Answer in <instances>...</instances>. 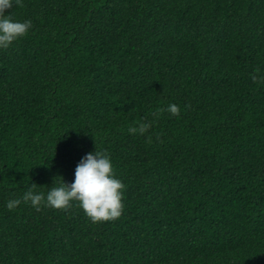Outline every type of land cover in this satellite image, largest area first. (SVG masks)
<instances>
[{
	"label": "trees",
	"instance_id": "obj_1",
	"mask_svg": "<svg viewBox=\"0 0 264 264\" xmlns=\"http://www.w3.org/2000/svg\"><path fill=\"white\" fill-rule=\"evenodd\" d=\"M8 11L32 23L0 49V264H264V0ZM96 147L124 185L119 217L5 207L70 183Z\"/></svg>",
	"mask_w": 264,
	"mask_h": 264
},
{
	"label": "clouds",
	"instance_id": "obj_2",
	"mask_svg": "<svg viewBox=\"0 0 264 264\" xmlns=\"http://www.w3.org/2000/svg\"><path fill=\"white\" fill-rule=\"evenodd\" d=\"M20 0H0V49H7L10 44L24 36L31 27V20H16L11 18L10 10ZM254 81L264 79L252 75ZM170 114H178L175 103H169L166 109ZM150 127L148 122H141L128 127L131 133L143 134ZM36 184H28L19 197L8 198L5 207L14 209L23 201L30 204L36 211L41 205L55 209L66 210L72 202H78L79 207L92 222H102L120 216L122 212V190L124 185L114 174V167L109 154L102 149L85 153L76 164L73 179L66 183L60 179L53 183L46 192L34 191Z\"/></svg>",
	"mask_w": 264,
	"mask_h": 264
}]
</instances>
